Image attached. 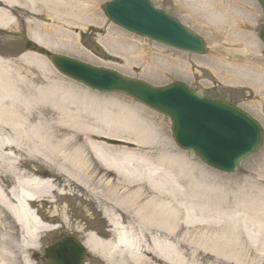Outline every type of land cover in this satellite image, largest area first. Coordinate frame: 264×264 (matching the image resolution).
Returning a JSON list of instances; mask_svg holds the SVG:
<instances>
[{
    "label": "bare ground",
    "instance_id": "bare-ground-1",
    "mask_svg": "<svg viewBox=\"0 0 264 264\" xmlns=\"http://www.w3.org/2000/svg\"><path fill=\"white\" fill-rule=\"evenodd\" d=\"M100 1L0 0V29L15 43L20 35L10 30L29 19L36 44L72 52L71 29L97 19ZM180 3L195 19L229 16L220 0ZM40 21L66 24L67 31L41 35L53 28ZM106 41L115 52L117 39ZM257 72L264 83V71ZM134 110L73 89L37 53L0 54V213L18 228L16 251H38L41 237L54 231L53 214L67 223L53 199L73 192L95 202L112 229V239L90 233L83 240L104 264H264V179L224 186L168 149V140ZM43 205L51 215L46 220ZM5 241L0 234V264H12ZM21 263L33 264L24 256Z\"/></svg>",
    "mask_w": 264,
    "mask_h": 264
},
{
    "label": "rangeland",
    "instance_id": "rangeland-1",
    "mask_svg": "<svg viewBox=\"0 0 264 264\" xmlns=\"http://www.w3.org/2000/svg\"><path fill=\"white\" fill-rule=\"evenodd\" d=\"M107 1L99 2L96 8L97 19L85 22L83 28L74 27L71 29V34L77 38L76 46L72 45L71 47L75 50L66 52L65 50L46 49L93 66L115 70L127 77L142 80L153 86H162L174 81L185 82L201 95L225 100L242 109L261 124L264 132V83L259 78L263 72H259V74L257 72L259 69L264 71L262 43L259 39V31L264 28V8L257 0H220L222 6H225L229 13V16L225 15L222 20L195 19L190 15L191 11L188 7L183 6L180 0H150L156 7L175 16L204 39L206 49L202 56H191L165 49L153 42L145 41L120 30L108 22L102 13L101 7ZM232 10L237 12L234 13ZM26 21L30 20L19 21L10 30V33H19L20 35L15 43L8 42L5 39L4 31L0 29L1 55L17 59L21 54L37 53L33 46L26 48L28 42H31L32 45L36 44L32 35L29 34ZM51 23L53 28L50 30L51 33L40 31L41 35L51 36L55 30L58 34H62L66 29V24L63 23L39 22L44 25ZM51 37L54 38V36ZM109 38L117 39L118 45L115 52L108 51L111 47L106 39ZM98 46L99 51L96 50ZM139 51H142L141 55H139ZM224 67L230 68V72L227 73L229 78L224 75ZM243 72H246L245 76ZM56 75L62 77L57 72ZM232 77H242L244 83H229L232 82ZM65 80L70 83L73 89L99 98L101 102L113 101L135 109L134 111L140 114L141 118L154 125L160 134L168 140V149L172 147L180 155L189 157L200 169L208 173L211 179L226 187L244 185L248 183V180L264 179V142L256 154L240 164L235 174H221L201 164L193 154L181 151L174 145L170 135V123L166 117L126 97L116 94H97ZM114 144L116 147L122 145L121 143ZM129 148L135 150L136 146L132 145ZM30 164L33 165L31 161ZM114 181L119 185L117 180L114 179ZM98 208L95 202L85 195L83 196L82 193L73 195V192H70L65 197L57 198V211L59 213L64 211L68 216V221L65 224L61 223L57 220L58 213L53 214L55 219L50 225H57L59 228L43 237L40 244H51L62 237H74L83 241L85 236L90 233L101 239H108V231L105 230V222L98 213ZM46 213H48L47 205L42 207L41 212V216L43 215L45 220L51 216ZM3 214L1 211L0 216ZM2 224L6 226V222L0 221V233H3ZM8 244H12V241ZM12 247L14 245L7 246L8 249ZM90 255L93 259L92 264H104L97 256Z\"/></svg>",
    "mask_w": 264,
    "mask_h": 264
},
{
    "label": "water",
    "instance_id": "water-1",
    "mask_svg": "<svg viewBox=\"0 0 264 264\" xmlns=\"http://www.w3.org/2000/svg\"><path fill=\"white\" fill-rule=\"evenodd\" d=\"M259 1L264 6V0ZM104 11L113 23L129 32L188 52L202 50L201 41L193 32L156 11L145 0H114ZM260 36L264 42V30ZM39 53L47 56L60 73L90 89L125 94L168 116L175 142L194 151L213 168L234 171L238 162L254 153L261 143L258 125L244 113L227 104L198 99L181 84L153 88L110 71L48 54L44 49ZM73 241L64 239L53 247L47 256L49 264H78L82 255L71 253L73 244H78Z\"/></svg>",
    "mask_w": 264,
    "mask_h": 264
},
{
    "label": "flooded vegetation",
    "instance_id": "flooded-vegetation-1",
    "mask_svg": "<svg viewBox=\"0 0 264 264\" xmlns=\"http://www.w3.org/2000/svg\"><path fill=\"white\" fill-rule=\"evenodd\" d=\"M3 245H4V244H3ZM5 245H6V247H7V244H5ZM39 263H40V261H39ZM39 263H38V264H39ZM88 263H89V262H88Z\"/></svg>",
    "mask_w": 264,
    "mask_h": 264
}]
</instances>
